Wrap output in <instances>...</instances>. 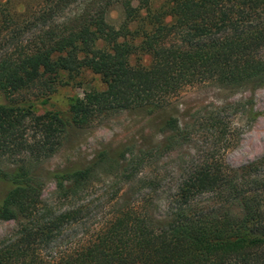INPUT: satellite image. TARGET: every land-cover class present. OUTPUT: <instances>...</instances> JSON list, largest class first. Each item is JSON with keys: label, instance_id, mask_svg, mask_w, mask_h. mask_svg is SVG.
<instances>
[{"label": "trees", "instance_id": "16d2710c", "mask_svg": "<svg viewBox=\"0 0 264 264\" xmlns=\"http://www.w3.org/2000/svg\"><path fill=\"white\" fill-rule=\"evenodd\" d=\"M0 0V20L17 14ZM33 20L43 27L35 47L0 56V220L19 222L0 246V264H264V157L227 169L207 157L184 176L160 216L154 190L118 208L87 240L45 252L78 219L43 202L49 177L57 194L76 196L101 164L126 179L140 173L143 154L127 160L104 151L86 166L41 173L72 129L127 110L152 115L186 86L213 81L221 87L264 86V0H149L143 13L114 25L100 0H42ZM80 6L70 25L47 26L58 13ZM148 56L147 64L142 57ZM90 71L105 89L86 90L67 106L50 100L62 75ZM36 88L40 99L15 95ZM36 110H40L37 112ZM162 129L179 132L173 116ZM126 166L121 168V163ZM148 178L142 179L147 182Z\"/></svg>", "mask_w": 264, "mask_h": 264}, {"label": "rangeland", "instance_id": "374dc122", "mask_svg": "<svg viewBox=\"0 0 264 264\" xmlns=\"http://www.w3.org/2000/svg\"><path fill=\"white\" fill-rule=\"evenodd\" d=\"M110 7L108 20L118 25L135 13H143L149 0H100ZM43 5L42 0L11 1L7 8L22 14L14 22L0 20V56L18 55L35 47L42 26L33 20V13ZM80 6H72L55 15L47 26L59 29L70 25ZM142 62H149L148 56ZM105 89L101 78L90 71L62 75L50 95L59 106H67L86 90ZM17 99H40L36 88L15 95ZM5 99L0 94V102ZM40 112V110H36ZM178 120L179 132L162 129L163 118ZM109 152L111 158L124 152L130 159L143 154L140 173L130 178L121 171L101 164L100 171L76 196L64 199L57 194L55 183L47 177L43 187V202L55 211L74 208L78 219L67 227L62 241L52 244L45 252H60L92 237L119 207L142 201L154 190V200L160 216L167 211L168 197L175 192L184 176L207 157H212L227 169H239L264 157V86L240 88L221 87L213 81L186 86L171 98L167 107L152 115L127 110L97 118L84 128L69 131L59 151L39 168L42 174L63 167L86 166L96 162L100 154ZM15 159L0 162L10 168ZM126 163H121V168ZM264 175V167L261 168ZM148 178L147 182L142 181ZM7 185L0 181V199ZM20 223L0 220V246L13 238Z\"/></svg>", "mask_w": 264, "mask_h": 264}]
</instances>
